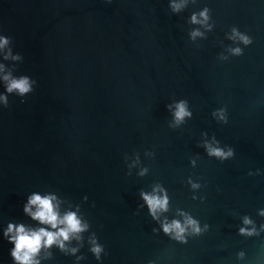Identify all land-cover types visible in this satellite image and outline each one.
<instances>
[{
  "label": "water",
  "instance_id": "water-1",
  "mask_svg": "<svg viewBox=\"0 0 264 264\" xmlns=\"http://www.w3.org/2000/svg\"><path fill=\"white\" fill-rule=\"evenodd\" d=\"M0 35V264H17L9 223L56 231L23 211L33 193L88 225L39 264H264V0H0ZM7 71L33 90L6 93ZM154 190L156 218L141 196ZM185 216L198 234L163 231Z\"/></svg>",
  "mask_w": 264,
  "mask_h": 264
},
{
  "label": "clouds",
  "instance_id": "clouds-1",
  "mask_svg": "<svg viewBox=\"0 0 264 264\" xmlns=\"http://www.w3.org/2000/svg\"><path fill=\"white\" fill-rule=\"evenodd\" d=\"M181 4L173 3L171 5L173 11H179ZM202 19H197V15L193 14L191 17L192 23H205L208 19V9L205 8L199 13ZM211 29V25H208ZM198 30H193L190 34V38L195 39L196 36H200ZM230 39L238 38L245 45L250 44L251 39L239 33L235 28L232 29V35ZM10 38L4 35H0V49L5 48L9 44ZM234 55L242 54V50L237 47L230 50ZM4 60H19L21 57L13 55L11 49L9 48L3 55ZM4 68V65L0 63V70ZM4 82V91L6 93H15L20 97H24L26 94L30 93L32 89V84L35 81L31 80L27 75L13 76L11 71H7L2 76ZM0 101L4 103V106L8 104V98L4 94H0ZM171 108V105H168ZM217 114L221 120H225L223 110H218ZM174 121L178 124L184 120L185 117H190L191 112L187 110V102L180 100L175 103V109L173 112ZM226 122V121H225ZM209 155L216 156L221 160H224L232 156V149L229 148L228 151H224L219 147H212L211 145H205ZM146 169H142L140 175H143ZM197 187V185H193ZM141 193L144 201L146 202L150 214L153 218H156L158 211H167V196H157L154 194ZM55 196L46 195L41 196L39 194L33 193L27 199V203L23 207V211L27 213L32 219L39 221L41 224L49 225L52 229L56 231H49L46 228L31 229L26 228L23 224H13L9 223L4 231V236L13 243L14 247L11 250V256L17 264H39L38 260L35 259L40 249L48 248L53 244L58 245L61 249H64V241L70 239V236H75L79 239L77 235L80 232L85 231L88 228L86 223H82L80 218L75 212H67L63 216L59 215L57 211V205L54 204ZM33 207L35 210L33 211ZM264 214V213H261ZM244 223L249 224L251 221L245 217ZM59 226V227H58ZM186 226L191 227L194 233H199L200 228L195 220L189 216H185L184 224L182 225L179 221L173 220L171 223H162L163 231L167 233H174V238L180 241L184 240V233L186 231ZM253 229L241 228L240 232L242 234L251 235L253 234ZM74 252L75 249H72ZM93 254L99 259L100 253L103 251L101 245L95 243L93 238V246L91 248Z\"/></svg>",
  "mask_w": 264,
  "mask_h": 264
}]
</instances>
